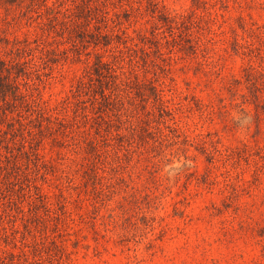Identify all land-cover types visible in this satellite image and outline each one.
<instances>
[{"label": "rangeland", "instance_id": "1", "mask_svg": "<svg viewBox=\"0 0 264 264\" xmlns=\"http://www.w3.org/2000/svg\"><path fill=\"white\" fill-rule=\"evenodd\" d=\"M55 1L0 0V38L27 35L38 66L22 92L55 108L104 34L137 42L147 84L110 128L73 99L30 163L48 210L0 204V264H264V0H90L81 30Z\"/></svg>", "mask_w": 264, "mask_h": 264}, {"label": "trees", "instance_id": "2", "mask_svg": "<svg viewBox=\"0 0 264 264\" xmlns=\"http://www.w3.org/2000/svg\"><path fill=\"white\" fill-rule=\"evenodd\" d=\"M1 1L13 4L21 2V0ZM62 2L56 0L46 6V14L58 13L57 8ZM71 5L63 12L68 28L71 26L81 30L82 26L89 23L86 22L87 17L99 16L101 12L97 7L96 15L95 12L92 15L91 10L94 7L90 4V0H72ZM34 35L36 40L39 39L40 34L37 31ZM84 36L83 31L78 38L83 40ZM102 38L105 51H108L107 60H104L102 54L98 52L95 53L92 61L85 60L83 74L70 90L71 97L67 95L59 105H55V108L47 107L44 101L27 96L26 92L20 90L21 77L28 85L26 81L33 80V77H36L34 74H39L37 63L31 58L32 48L29 37L14 36L12 40L0 38V204L7 203L8 206H15L18 210L16 198L21 199L26 195L31 197L32 192L36 195L34 198L38 199L42 196L38 191L39 186L34 182L35 176L31 177L30 163L35 170L46 167V161L39 150L41 142L47 134L65 131L68 124L67 107L73 105V99L79 102L84 96L90 98L92 110L98 108L101 111L102 115L98 116L101 120L99 123H104L110 128L115 122L113 117L120 121L121 113L125 114L128 111L124 103L131 102L134 96L139 97L142 94V89L147 83L137 74L135 57L137 42L128 44L125 40L120 43L121 46L109 47L114 43V37L111 34H104ZM132 39L129 38L130 41H133ZM121 40L116 41L119 43ZM142 40H145V36ZM94 41L96 44L100 42H97V36ZM123 50L128 57L127 68L120 64L124 59ZM83 118L85 122L94 119L92 114L90 116L85 114ZM85 145L90 152H98L94 142L86 140ZM44 198L43 195L41 205L47 211ZM34 202L36 203L34 200L31 202L32 207L35 205Z\"/></svg>", "mask_w": 264, "mask_h": 264}]
</instances>
